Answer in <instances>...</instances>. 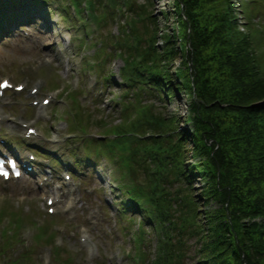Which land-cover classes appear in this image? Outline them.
Wrapping results in <instances>:
<instances>
[{
    "label": "trees",
    "instance_id": "1",
    "mask_svg": "<svg viewBox=\"0 0 264 264\" xmlns=\"http://www.w3.org/2000/svg\"><path fill=\"white\" fill-rule=\"evenodd\" d=\"M86 1L80 0L81 6ZM119 1L121 6L105 0L98 11L90 10L91 3L86 9L96 25L108 7L125 11L120 10L117 33L99 35L94 51L100 59L119 57L123 85L116 99L118 119L98 118L101 137L84 142L80 137V146L85 154L102 152L125 166L117 183L125 197L120 207L142 217L133 240L141 239V220L156 236L151 255L133 251L136 264H183L187 256L198 264H264V22L254 18L249 0L238 3L240 21L232 0H172L174 21L166 32L157 29L146 3ZM24 2L0 0V15H13ZM70 2L75 10L81 7L79 0ZM85 25L81 32L89 30ZM111 36L114 46L106 53L103 41ZM173 87L184 93L186 129L178 126L176 112H154L150 103L139 102L141 94L161 92L168 98ZM77 114L74 110L67 121L70 129L85 122ZM188 155L197 157L188 160ZM134 166L143 176L131 175ZM194 174L201 179L195 191ZM206 198L215 204L197 203ZM17 219L12 218L13 227ZM38 231L46 233L44 226ZM51 235L47 232L44 241ZM58 248L52 249L56 256ZM57 261L52 264H62Z\"/></svg>",
    "mask_w": 264,
    "mask_h": 264
},
{
    "label": "rangeland",
    "instance_id": "2",
    "mask_svg": "<svg viewBox=\"0 0 264 264\" xmlns=\"http://www.w3.org/2000/svg\"><path fill=\"white\" fill-rule=\"evenodd\" d=\"M68 1L45 0L42 7H34L33 2L25 1L20 4L24 11L5 21L12 23L9 34L0 33V76H5L11 82L23 83L19 91L9 88L0 94V137H5L3 140L9 143L14 139L15 143L20 144L16 147L20 156L25 144L39 146V151L33 152L38 160L34 159V175L37 177L43 173L41 167L50 166V173L44 178L45 186L38 187L28 174L0 180V207L6 208L5 217L0 219V263L13 259L14 263L20 260L22 264H52V259H58L62 264H136L133 251L144 250L151 255L156 236L151 224L141 220L142 235L136 243L132 236L138 228L136 221L142 218L141 212L131 209L121 213L115 211L112 202L117 201V197H114L119 195L118 188L110 190L107 183L112 181L116 184L125 166L116 165L115 160L102 152L92 151L85 155L80 147V137L84 142L85 137H93L96 135L94 133L103 129V125L98 124V118L112 123L118 119L120 104L116 99L123 85L118 82L120 59L116 55L100 59L101 55L96 56L94 51L99 44V35L117 33V24L119 20L122 21L123 15L118 7H108L96 25L86 9L91 3L90 10L98 11L102 0H87L84 7L79 0L78 6L81 7L74 13ZM132 1L146 3L157 29L170 32V25L174 21V14L169 9L171 0ZM239 1L232 0V6L240 21L243 18L237 10ZM115 2L121 6L119 0ZM248 2L255 6L254 18L264 22V0ZM63 4L67 7L66 11L60 8ZM159 9L164 13L160 14ZM108 10L113 13L112 17V14L108 17ZM26 13L29 16L22 28L16 26L20 15L25 16ZM83 23L89 26L86 33L80 29ZM113 40L111 36L103 41L106 53L111 52ZM175 59L176 55L173 63H176ZM103 74L108 77L103 78ZM31 86L37 88L33 93L29 92ZM64 89H68L67 92ZM69 92L73 97L67 95ZM46 93L50 94L49 102L40 106L38 102L31 103V99L39 100L40 95ZM158 94L159 97L141 94L139 102L150 103L152 111L162 114L185 113L183 91L178 89L168 98L163 97L161 92ZM130 108L128 105L127 109ZM74 110L78 112L77 116L84 117L85 122L81 119V123H76L70 129L67 121L74 118ZM21 121L34 125V129L43 137L47 134V138L41 140L32 135L19 140L23 132L22 125L18 124ZM80 126L84 129L81 130ZM186 143L189 144L188 141ZM56 153L60 154L63 168L49 157ZM111 154L115 155L116 151ZM187 157L191 158L189 155ZM63 172L69 173L65 180L60 177ZM141 174L140 168L134 166L131 170V175L136 178L143 176ZM191 182L195 191L201 179L194 176ZM50 192H56L58 197L51 204L53 211L48 213L41 196ZM197 203L205 208L215 204L211 198ZM12 215L18 217L14 227ZM41 226H44L46 233L52 232L48 242L44 241V234H37ZM12 228L16 229L15 235L12 234L7 241L8 238H5ZM191 241L192 237L187 243ZM54 244L59 247L57 256L51 250ZM183 264L198 263L193 256H187Z\"/></svg>",
    "mask_w": 264,
    "mask_h": 264
},
{
    "label": "snow or ice",
    "instance_id": "3",
    "mask_svg": "<svg viewBox=\"0 0 264 264\" xmlns=\"http://www.w3.org/2000/svg\"><path fill=\"white\" fill-rule=\"evenodd\" d=\"M8 85H7V83L5 82L4 84H0V87H7ZM45 103H47V101H45ZM2 165H0V171H2ZM3 174L5 175V176H7V172H3Z\"/></svg>",
    "mask_w": 264,
    "mask_h": 264
}]
</instances>
